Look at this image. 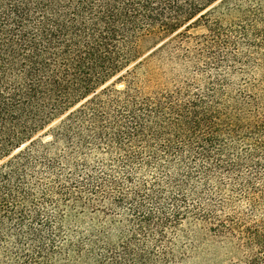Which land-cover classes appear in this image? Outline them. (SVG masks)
<instances>
[{
  "label": "trees",
  "instance_id": "1",
  "mask_svg": "<svg viewBox=\"0 0 264 264\" xmlns=\"http://www.w3.org/2000/svg\"><path fill=\"white\" fill-rule=\"evenodd\" d=\"M231 1L242 10L239 0H0V264L81 261L94 242L66 238V216L46 205L80 202L108 186L112 209L127 205L138 246L108 248V264L129 255L135 264L174 262L165 231L175 233L190 214L213 223L216 236L236 238L250 251L247 264H264V218L223 220L186 192L231 175L252 207L264 203V87L249 80L222 116L213 82L204 92L196 79L168 90L135 75L148 55L169 43L180 49L192 28L210 27L217 4ZM254 4L260 13L246 33L262 47L264 0ZM153 35L146 54L140 43ZM240 138L252 149L223 151Z\"/></svg>",
  "mask_w": 264,
  "mask_h": 264
},
{
  "label": "rangeland",
  "instance_id": "2",
  "mask_svg": "<svg viewBox=\"0 0 264 264\" xmlns=\"http://www.w3.org/2000/svg\"><path fill=\"white\" fill-rule=\"evenodd\" d=\"M239 2L245 11L236 9L235 1L217 4L209 15L210 27L213 25L211 29L205 27L203 22L195 26L190 31L193 34L192 38L182 42L180 49L174 41L175 43H169L152 56L148 55L144 59L145 63L135 71V75L139 80H143L142 82L150 78L153 83L156 82L158 86H164L161 88L168 90L175 85L196 79L201 85V91L204 92L203 88H206L209 82H213L219 92L223 93L219 94L221 96L217 99L219 102L214 103L213 107L222 116H228L234 110L233 97L230 96H239L240 89L251 85V83L247 85L249 80L252 84L264 87V45L254 46V36H248L246 31L253 23L254 13L260 12L255 10L257 8L255 0ZM214 30L215 35L212 32ZM157 41L156 35L148 36L142 40L139 48L149 54ZM210 49L214 50L215 54L209 53ZM50 138L47 136L44 140L48 141ZM240 140H230L223 151L228 150L234 154L238 150L252 149V140L244 141L242 138ZM36 150L41 152L43 148L38 144ZM52 152L55 153L56 150ZM95 160L96 155L88 156V162L94 163ZM67 168L72 169V166ZM229 176H224V182H217L216 178H213L212 182H197L192 189L186 190L189 201L192 204L202 202L201 205L205 204L215 210L218 218L223 220L230 215L235 218L244 216L248 221L263 219L264 203L258 204L256 208L252 207L241 190L243 182H231L232 177ZM41 183L43 186L36 188L38 196L44 187V182ZM60 183H65L68 188L73 186V182L56 184ZM109 188L111 186L92 198L86 195L80 202L69 200L66 204L60 201L56 207L49 205L50 203L46 205L51 214L66 216L63 221V234L66 238L90 239L92 243L94 242L92 253L71 264H108L101 258V254H107L108 248L120 251L127 244L130 249L138 247L130 232L131 217L127 205L112 209L113 196ZM221 201L223 206L216 205V202ZM212 224L209 221L197 220L190 214L183 219L175 233L165 231L162 244L172 246L174 256L177 258L175 262L174 257V262L170 264H247L251 256L250 251L236 238H231L234 240L230 242L225 237L216 236L210 230ZM145 239L146 244L150 246L152 241L147 237ZM135 261L136 259L129 255L126 261L120 262L118 259L114 264H135ZM54 264L68 263L56 258Z\"/></svg>",
  "mask_w": 264,
  "mask_h": 264
}]
</instances>
